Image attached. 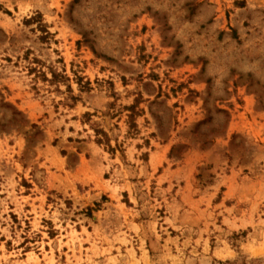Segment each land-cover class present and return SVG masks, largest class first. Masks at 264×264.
I'll return each instance as SVG.
<instances>
[{
	"label": "rangeland",
	"instance_id": "rangeland-1",
	"mask_svg": "<svg viewBox=\"0 0 264 264\" xmlns=\"http://www.w3.org/2000/svg\"><path fill=\"white\" fill-rule=\"evenodd\" d=\"M0 264H264V0H0Z\"/></svg>",
	"mask_w": 264,
	"mask_h": 264
}]
</instances>
